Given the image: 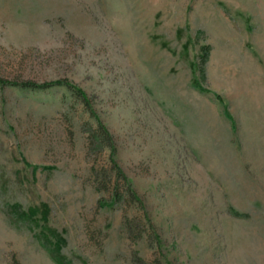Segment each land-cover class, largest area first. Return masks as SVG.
I'll list each match as a JSON object with an SVG mask.
<instances>
[{"label": "rangeland", "instance_id": "1", "mask_svg": "<svg viewBox=\"0 0 264 264\" xmlns=\"http://www.w3.org/2000/svg\"><path fill=\"white\" fill-rule=\"evenodd\" d=\"M0 264H264V0H0Z\"/></svg>", "mask_w": 264, "mask_h": 264}, {"label": "trees", "instance_id": "2", "mask_svg": "<svg viewBox=\"0 0 264 264\" xmlns=\"http://www.w3.org/2000/svg\"><path fill=\"white\" fill-rule=\"evenodd\" d=\"M1 84H2V85H10V86H20V85H18V84H14V83H10V84H9V83H7V82H3V81H1ZM62 84H63V83H55V84H46V85H41V86L33 85V84H23V85H21L20 87H23V88H34V89H48V88H51V87H53V86L62 85ZM63 85H68V84H63ZM93 115H94V114H93ZM94 117H96V116L94 115ZM96 120H97V118H96ZM97 121H98V120H97ZM96 132L98 133V135H101V139H102L103 141H107V139H108V137H109L108 132L106 131L105 127H104L100 122H98V129H97ZM98 135L95 136V139H96V140L99 139ZM98 142H99V140H98ZM113 154H114V150H112V153H111V156H110V157H111V162H112L114 168L116 169L118 176L121 177V178L123 179L124 183L128 186V187H127V190L129 191V193H131L132 198H133L137 203H140V199H139V197L137 196L136 192L132 190L131 186L128 184V180H127V178L125 177V175L123 174L122 170L118 167V164H117V162L115 161V159H114V157H113ZM115 201H116V200H115ZM49 234L52 235L51 233H49ZM47 251H48L50 257H52L56 262H58V263H62V259L59 258V256H56V254H55L54 252L52 253V252L49 251V250H47ZM60 261H61V262H60Z\"/></svg>", "mask_w": 264, "mask_h": 264}]
</instances>
